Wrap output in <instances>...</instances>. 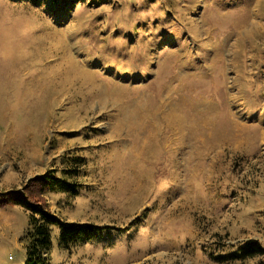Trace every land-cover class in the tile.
<instances>
[{"label":"rangeland","instance_id":"rangeland-1","mask_svg":"<svg viewBox=\"0 0 264 264\" xmlns=\"http://www.w3.org/2000/svg\"><path fill=\"white\" fill-rule=\"evenodd\" d=\"M263 131L264 0H0V193L69 167L50 211L109 229L56 264H264L220 256L264 247Z\"/></svg>","mask_w":264,"mask_h":264},{"label":"trees","instance_id":"trees-1","mask_svg":"<svg viewBox=\"0 0 264 264\" xmlns=\"http://www.w3.org/2000/svg\"><path fill=\"white\" fill-rule=\"evenodd\" d=\"M70 158L65 161L66 164L76 161L79 157L70 156ZM83 160L79 159L78 164L84 163ZM71 172L69 167L51 169L48 173L29 178L22 190L12 189L0 193V205H20L29 213V226L25 233L27 244L24 264H56L52 257L53 239L56 240L58 250L68 251L80 242L100 239L103 236L102 232L109 230L100 229L89 223L63 222L50 211L48 199H52L57 194L70 199L81 191L80 183L69 182V178L73 179ZM74 174L77 175L76 172ZM231 247H235L231 255L220 256L240 260L264 258V247L257 239H248L238 245L233 243Z\"/></svg>","mask_w":264,"mask_h":264},{"label":"bare ground","instance_id":"bare-ground-1","mask_svg":"<svg viewBox=\"0 0 264 264\" xmlns=\"http://www.w3.org/2000/svg\"><path fill=\"white\" fill-rule=\"evenodd\" d=\"M239 94L237 93V94H235V97L237 98V100L239 99ZM237 100H235V102L237 101ZM202 105V104H201ZM204 107H205V109L206 108H210V106L208 105V104H204ZM261 134H262V136H264V131L263 132H261Z\"/></svg>","mask_w":264,"mask_h":264}]
</instances>
